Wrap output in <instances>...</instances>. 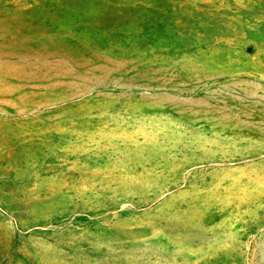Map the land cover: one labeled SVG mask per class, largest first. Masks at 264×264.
Instances as JSON below:
<instances>
[{"label": "rangeland", "instance_id": "obj_1", "mask_svg": "<svg viewBox=\"0 0 264 264\" xmlns=\"http://www.w3.org/2000/svg\"><path fill=\"white\" fill-rule=\"evenodd\" d=\"M0 264H264V0H0Z\"/></svg>", "mask_w": 264, "mask_h": 264}]
</instances>
